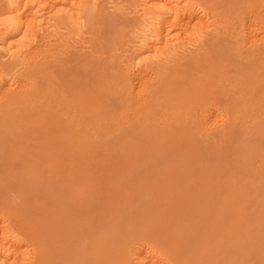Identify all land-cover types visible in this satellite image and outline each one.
Here are the masks:
<instances>
[{"label": "bare ground", "instance_id": "6f19581e", "mask_svg": "<svg viewBox=\"0 0 264 264\" xmlns=\"http://www.w3.org/2000/svg\"><path fill=\"white\" fill-rule=\"evenodd\" d=\"M39 1L58 2L8 0L2 39L37 42ZM155 2L137 30L154 61L126 76L99 55L131 23L102 6L96 55L5 50L0 264H264V0ZM200 6L215 30L192 41Z\"/></svg>", "mask_w": 264, "mask_h": 264}, {"label": "rangeland", "instance_id": "374dc122", "mask_svg": "<svg viewBox=\"0 0 264 264\" xmlns=\"http://www.w3.org/2000/svg\"><path fill=\"white\" fill-rule=\"evenodd\" d=\"M70 1L71 0H69V1H66V0L65 1L64 0H60L59 1L58 0V2L57 1L56 2H52V7L49 4V6L51 8L46 3L44 5L43 4L44 2H42V1H39V3L41 2L40 4L37 2L40 6L38 5L37 6L38 9L36 7V10H35L36 13H38L37 18H36L37 19L36 21H38L39 19L42 18V16H40V15H43V18L41 20H39L38 23H36V25H33V27L36 28L38 25H40V27L38 26L40 29L41 28H45L46 29V31H45V29H41L40 30L37 27V31H39L38 32V36L35 37V40L38 38L36 40L37 41L36 42L37 44L35 43V41H30L31 43H29L28 42L29 41V38L28 37H25L23 43H21L20 40H22L24 38L22 32L19 33V36L17 35L20 38V40L18 39V42H16L17 41V36H15V38H12L13 39V42H12V39H10V40H8V38L2 39V32L1 31H3V29H2L3 26L0 25V54L2 55V57L0 58V60H2V61H9V59L11 57H8V56H11L12 53H16L17 50L22 49L21 47L18 46L17 43H21V44H25V45L29 44L30 46L27 45V46L30 47L29 50L31 48L33 50L36 47V46H34V44L35 45H38L39 41H40V43H42V42L44 43L43 40H47V41H45V43H49V44L51 43L50 45H51V48H53V49L56 48V47H57L56 49H61V48L63 49V48H65V49H71L72 51L74 50L76 54H79V51L81 53L84 51L83 53H85V54H92V55L94 54V55H96L97 53L95 51H93L94 50L93 49V45L96 42V40L98 39V35H97V32L94 29V26H93V24H92V22H91V20L89 18H90V13H91L92 10H94L95 8H98L99 9V6H102L100 8H103V9L109 11L112 15L124 16L131 23L129 27H127L124 30L120 31L119 32L120 34H118L116 37L112 38L113 40H110V41H114L113 44H110V42L108 40V43L110 44L109 47L112 45V47H110V48H112L113 50L112 49L109 50L110 49L109 48L108 49L109 52H106V53H103L102 55L101 54L99 55V57L100 56L101 57L102 56L105 57V59L103 58L104 59V62L106 61L105 63H110L111 62L114 65V67H112L111 70L116 71V72H120L121 71L120 72L121 75H125L126 76V75H128L132 71L131 69H137L138 68L137 63H138V65L140 64L139 65L140 67H144V66H141V65H146V64L149 65L151 62L154 61L153 60L154 57H153V55H152V53H151V51H150V49L148 47L149 41H147V40H144L143 41L142 40V39H146L147 37H145V35L148 36V34L145 33V35H144V32H141V31H144L147 28L145 24L146 23L148 24V22H146V20H145V19H147V16L148 15L146 16L144 14L145 13L147 14V11H149L151 13H153V12H156L157 13L159 11L156 8V2H155L156 0H153V1L152 0L151 1L150 0H131V1L130 0H98V1L97 0H94L95 2H92L91 0H89L87 2H84V1H82V2H75L74 1L75 2V3L73 2L74 5L72 4L74 7L71 6ZM96 1H97L98 4L96 3ZM37 3L35 2V6H36ZM55 3H57V4H55ZM76 3H79V4L75 5ZM151 3H153L155 5V7H153L154 5L151 4ZM47 7H49V8H47ZM9 8L10 7H9L8 0L7 1L6 0H0V16H2L3 14H6V12H7V10H9ZM200 8H201V13H202V10H203V12H204V10H206L205 8L203 9L201 6H200ZM75 10H77V11H75ZM35 11H34V13H35ZM198 12H199V10H198ZM36 13H35V17H36ZM47 13H49V14H47ZM203 14H200V16L203 15ZM208 14H210V11L209 10H207V13H205V16L203 15L204 16L203 17V20H205V19L207 20V21H204V22H207L208 23V24L206 23V25L209 28L205 25V23H204L205 27H204V25H200V24H203L202 22H200L199 23V26H201L200 27L201 29H199L200 31L198 33L201 32V34H198V33H197L198 35L197 34H193V32H192V31H194V28L193 27H191L192 28L191 29V32L189 30H188L189 32L187 31V34H190V33H191L190 35L193 34L192 36H194V39H192V41L193 40H196V38L199 40V39H201V37L203 35L205 36L206 33H209L210 31L212 32V31L215 30V29H213V28H215V26L213 25L214 24V20L212 19L211 14L209 15V16H211V18L208 16ZM28 15H30V14L29 13H26V12L24 13V16L25 17L28 16ZM141 16H143V17H141ZM142 18H145V19H142ZM136 20H137V22H136ZM143 20H145V22ZM241 21L242 20H240V21L238 20L237 23L238 22H241ZM209 23H210V25H209ZM137 24H139V25H137ZM242 24H244L243 21L239 25H242ZM139 26H141V27L139 28ZM138 28L140 30L141 29L142 30L141 31L140 30L137 31ZM220 28L222 29V27H220ZM42 34H45V35L43 36ZM142 35H143V37H142ZM40 36L42 38L43 37H46V38L45 39H42L41 38V40H42L41 41L39 39ZM140 36L142 37L141 40L143 41V45H145L148 48H146L145 46H142L141 45L142 43L139 44L141 42V40H139ZM188 37L191 38V36H189V35H188ZM9 41H11V42H9ZM146 41L148 42V45H146L147 44ZM183 41H184V39H183ZM183 41H180V42H183ZM67 43H69V45H70V46L68 45L69 46L68 48L66 46ZM9 44H11L12 47L9 46ZM196 44L192 46V49L193 50L196 49V48H199L198 47L199 45H196ZM246 44H247V42H246ZM73 45H75V46L73 47ZM33 46H34V48H33ZM139 46L141 47V50L139 49L140 48ZM186 46H190V45H186ZM186 46L184 44L182 46L183 49L180 48L181 51L180 50L179 51L181 53L179 52V55L180 54L182 55V53L190 52V50L192 51V49L189 50V48L191 46L190 47H187V49H186ZM15 47H16V49H15ZM90 47H91V49H90ZM8 48H9V52L11 53V55H10L9 52L6 53V51H8ZM142 48L143 49H146V50H143ZM147 49H149V50H147ZM85 50H86L87 53L85 52ZM90 50L93 51V52L91 53ZM111 51H112V54H110ZM147 51H149L151 54L150 53H147ZM81 53L79 55H81ZM140 54H142V55H140ZM149 54L152 55V57ZM110 55L114 57V60L113 61L111 59L113 57L110 58ZM145 56L148 57V58H146ZM106 58H109V59L107 60ZM144 58H145L146 61H144ZM148 59H149V61H148ZM109 60H110V62H109ZM126 62L127 63L130 62V63L127 64ZM147 62H149V63H147ZM134 64H136V67H135ZM128 65L129 66L130 65L131 66H134L133 68L131 67V69H130L131 71L128 70L130 68V67H128ZM125 67H127L128 69L125 68ZM140 69H142V68H140ZM127 70L129 71L128 74H127V72H128ZM220 110H219L220 113H222V114H220L221 119L224 117L225 119H222V120H225L226 122H228V119H227V116L229 115L228 114L229 113L228 110L226 111L224 107L223 108H220ZM222 115H224V116L222 117ZM221 122H223V121H221ZM238 139L240 140V138L237 137V139L234 142H236ZM261 141H259V142L261 143ZM259 142L257 141L258 144H259ZM100 163H101L100 159H95L94 161L92 160V165H94V166H101ZM94 172H97V171H94ZM94 175L95 174H93V176ZM9 196H10L9 197V200H10V202H11L12 205H15V203H19V201L17 200L18 197L15 194H11V195L9 194ZM3 217L12 226L14 225V220H13L12 217H10V215L5 214V215H3ZM13 230L16 231L17 229H13ZM31 248L33 249V247L30 246L29 247V250H30L29 252L32 251Z\"/></svg>", "mask_w": 264, "mask_h": 264}]
</instances>
